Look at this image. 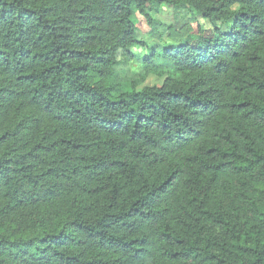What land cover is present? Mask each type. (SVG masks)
I'll return each mask as SVG.
<instances>
[{"label":"trees","instance_id":"16d2710c","mask_svg":"<svg viewBox=\"0 0 264 264\" xmlns=\"http://www.w3.org/2000/svg\"><path fill=\"white\" fill-rule=\"evenodd\" d=\"M0 264H264V0H0Z\"/></svg>","mask_w":264,"mask_h":264},{"label":"rangeland","instance_id":"374dc122","mask_svg":"<svg viewBox=\"0 0 264 264\" xmlns=\"http://www.w3.org/2000/svg\"><path fill=\"white\" fill-rule=\"evenodd\" d=\"M33 1V0H31ZM152 16L154 20L159 22L160 24L169 26L173 25L177 28L183 27V25L187 22V18L182 14H179L176 10L167 8L163 6L161 9L152 12ZM198 22L206 29L209 30L210 26L201 18L197 17ZM158 32H163L165 29L162 27L158 28ZM158 36L157 33H153L151 28H148L147 25L144 23H139V30H138V37L141 41L148 44L150 48L163 49L167 48L171 45V42H167L169 34L166 33L163 37L162 42H158L156 37ZM133 58L129 59L126 62V65L122 66L119 69L118 75L120 77H125V80L129 83L139 84L140 87L145 86H161L164 80L167 77V73L159 68H151L145 65H141V61L146 57L147 53L141 47H133L130 49Z\"/></svg>","mask_w":264,"mask_h":264}]
</instances>
